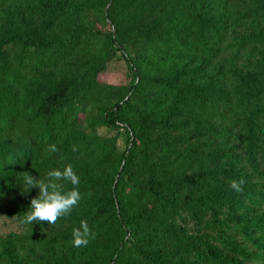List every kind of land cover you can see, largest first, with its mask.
<instances>
[{"label": "trees", "instance_id": "1", "mask_svg": "<svg viewBox=\"0 0 264 264\" xmlns=\"http://www.w3.org/2000/svg\"><path fill=\"white\" fill-rule=\"evenodd\" d=\"M68 164L79 206L24 224L21 172ZM5 204L0 264H264V0H0Z\"/></svg>", "mask_w": 264, "mask_h": 264}, {"label": "clouds", "instance_id": "2", "mask_svg": "<svg viewBox=\"0 0 264 264\" xmlns=\"http://www.w3.org/2000/svg\"><path fill=\"white\" fill-rule=\"evenodd\" d=\"M77 149L73 147V151ZM48 151L58 152L55 144L49 145ZM18 179L21 195H26L33 188H38L39 193L30 200V206L23 218L24 224L32 225L33 222L55 225L60 218L68 217L74 208L79 206L81 194L79 192L80 178L71 164L65 165L63 169L53 168L47 171L44 178H35L27 171L21 172ZM68 182L71 188H66L64 183ZM244 181L230 180L231 189L242 192ZM72 246L76 248L86 247L90 240L95 239V233L90 229L87 221L82 220L79 227L72 230Z\"/></svg>", "mask_w": 264, "mask_h": 264}, {"label": "rangeland", "instance_id": "3", "mask_svg": "<svg viewBox=\"0 0 264 264\" xmlns=\"http://www.w3.org/2000/svg\"><path fill=\"white\" fill-rule=\"evenodd\" d=\"M127 71L123 60L120 58L114 57L108 64L107 70L101 74L100 80L109 82V83H122L126 80ZM101 131H105V129H101ZM112 134L110 131L109 134ZM119 145L122 146V140L120 138ZM7 204L3 205L0 209V235L8 233L13 230H21L20 223L15 219V217L11 216L7 210Z\"/></svg>", "mask_w": 264, "mask_h": 264}]
</instances>
